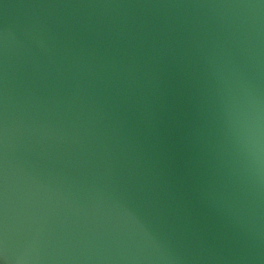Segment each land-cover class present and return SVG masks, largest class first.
<instances>
[{
    "label": "water",
    "instance_id": "water-1",
    "mask_svg": "<svg viewBox=\"0 0 264 264\" xmlns=\"http://www.w3.org/2000/svg\"><path fill=\"white\" fill-rule=\"evenodd\" d=\"M0 264H264V0H0Z\"/></svg>",
    "mask_w": 264,
    "mask_h": 264
}]
</instances>
